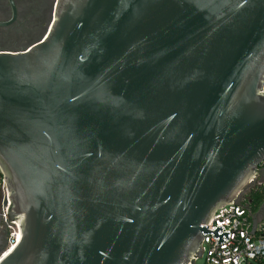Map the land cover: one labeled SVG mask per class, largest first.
Segmentation results:
<instances>
[{"label": "water", "instance_id": "1", "mask_svg": "<svg viewBox=\"0 0 264 264\" xmlns=\"http://www.w3.org/2000/svg\"><path fill=\"white\" fill-rule=\"evenodd\" d=\"M263 158L264 0H56L0 51V264H194Z\"/></svg>", "mask_w": 264, "mask_h": 264}, {"label": "built area", "instance_id": "2", "mask_svg": "<svg viewBox=\"0 0 264 264\" xmlns=\"http://www.w3.org/2000/svg\"><path fill=\"white\" fill-rule=\"evenodd\" d=\"M259 168L264 171V158ZM255 179L257 176L228 204L216 208L203 224L206 231L193 262L202 258V264H264V214L259 208L252 211L246 198ZM10 208L11 193L0 171V228L5 231L0 256L20 239L19 221L10 215Z\"/></svg>", "mask_w": 264, "mask_h": 264}, {"label": "flooded vegetation", "instance_id": "3", "mask_svg": "<svg viewBox=\"0 0 264 264\" xmlns=\"http://www.w3.org/2000/svg\"><path fill=\"white\" fill-rule=\"evenodd\" d=\"M55 4L56 0H0V51H21L42 38ZM4 241L5 231L0 228V248Z\"/></svg>", "mask_w": 264, "mask_h": 264}, {"label": "trees", "instance_id": "4", "mask_svg": "<svg viewBox=\"0 0 264 264\" xmlns=\"http://www.w3.org/2000/svg\"><path fill=\"white\" fill-rule=\"evenodd\" d=\"M246 198L251 210L256 211L262 202H264V181L255 182L251 185L247 190Z\"/></svg>", "mask_w": 264, "mask_h": 264}, {"label": "rangeland", "instance_id": "5", "mask_svg": "<svg viewBox=\"0 0 264 264\" xmlns=\"http://www.w3.org/2000/svg\"><path fill=\"white\" fill-rule=\"evenodd\" d=\"M262 181H264V171H262L260 174H259V176H257V179H255V182H262ZM261 211H263L262 213L264 214V207H263V209L261 210ZM203 246H206L207 245V243L206 242H203V244H202ZM194 264H202V258H197L195 261H194Z\"/></svg>", "mask_w": 264, "mask_h": 264}]
</instances>
